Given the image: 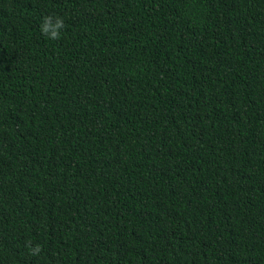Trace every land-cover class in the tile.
<instances>
[{
	"label": "trees",
	"instance_id": "1",
	"mask_svg": "<svg viewBox=\"0 0 264 264\" xmlns=\"http://www.w3.org/2000/svg\"><path fill=\"white\" fill-rule=\"evenodd\" d=\"M0 264H264V0H0Z\"/></svg>",
	"mask_w": 264,
	"mask_h": 264
},
{
	"label": "clouds",
	"instance_id": "2",
	"mask_svg": "<svg viewBox=\"0 0 264 264\" xmlns=\"http://www.w3.org/2000/svg\"><path fill=\"white\" fill-rule=\"evenodd\" d=\"M64 29L65 21L60 16H45L40 24L41 34L50 40H59ZM26 247L29 249V254L34 257H38L42 251V246L39 244L32 246L29 242Z\"/></svg>",
	"mask_w": 264,
	"mask_h": 264
}]
</instances>
